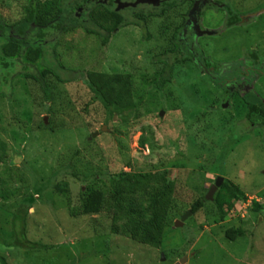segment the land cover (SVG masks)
<instances>
[{
	"label": "rangeland",
	"instance_id": "1",
	"mask_svg": "<svg viewBox=\"0 0 264 264\" xmlns=\"http://www.w3.org/2000/svg\"><path fill=\"white\" fill-rule=\"evenodd\" d=\"M28 3L0 0V19L17 23ZM196 3L192 19L191 0H176L173 11L142 26L129 22L104 45L81 30L62 36L56 54L68 83L50 75L5 82L0 66V90L9 94L0 95V140L8 146L0 163V257L7 264H160L161 255L167 263L264 264V209L253 208L264 204V129L244 125L241 101L252 92L264 104V0ZM226 4L241 19L235 26H227ZM57 6L58 0H39L38 10L50 20ZM182 22L184 32L172 44ZM173 50L188 67L169 68L161 55ZM252 52L255 60L246 57ZM88 71L130 75L136 107L124 127L117 116L104 125L107 97L88 91ZM166 71L171 81L158 90ZM41 84L52 90L49 100ZM102 127L114 135L101 134ZM164 171L174 183L172 205L182 210L205 197L217 177L246 199L219 224L211 223L208 206L179 227L174 223L182 216L172 217L164 253L111 233L108 196L98 215H81L78 199L90 177ZM231 228L245 236L227 241Z\"/></svg>",
	"mask_w": 264,
	"mask_h": 264
},
{
	"label": "trees",
	"instance_id": "2",
	"mask_svg": "<svg viewBox=\"0 0 264 264\" xmlns=\"http://www.w3.org/2000/svg\"><path fill=\"white\" fill-rule=\"evenodd\" d=\"M113 1L115 0H108V3H104L103 0H58L55 16L46 20L43 17L46 14L39 13V0H29L23 10V18L17 23L6 25L0 19V66L6 72V75H2V79L7 82L12 76L18 75L24 80L40 82L50 75L59 83H68L69 79L66 75L68 70L59 64V55L56 54L59 38L81 30L87 37L104 39L102 42L104 45L110 35L129 22L135 26H142L147 23L148 18H153L154 15L163 17L167 11H173L177 6L176 0H154L153 4L143 3L117 10ZM119 1L122 2V0ZM136 1L138 0H128L124 3L134 4ZM191 2L187 12L190 19L198 10L197 4L192 0ZM224 8L228 14L227 26H235L241 22L240 17L233 15L227 4ZM135 11L139 12V16L130 19V14ZM144 13L148 15L140 17ZM184 28L185 22L176 28L171 38L172 44L176 41L177 33L180 30L184 32ZM146 38L149 40L150 36ZM67 48L74 49L68 46ZM182 56L181 52L175 53L174 50L161 55L164 62H169V68L174 65L186 68L190 61ZM246 57L255 60L256 55L252 52ZM19 64L20 68L16 70ZM206 65L212 67L208 62ZM166 74H168L167 77L160 75L157 78L155 87L158 90H162L163 86L171 81L170 74L167 71ZM85 81L92 95H100L102 91L107 97V101L103 102L106 112L104 125L117 116L120 126L124 127L125 115L133 112L136 107L130 75L88 71ZM41 85L45 101L49 100L52 90L45 84ZM0 95L8 96L9 94L1 92ZM241 101L246 108L244 125L264 129V104L259 96L247 92L241 97ZM44 125L42 122V126ZM105 135L112 137L114 133L110 131ZM7 152V144L0 140V163ZM167 176L168 172L164 171L145 174L121 173L107 180L100 179L98 176L90 177L87 179L89 183L85 189L80 191L78 199L81 215H98L109 198L111 233L127 238L137 245L163 252L165 230L169 227L172 217L180 218L186 212H190V216L193 217L208 206L214 216L211 217V223L219 224L229 216L237 204H241L246 199L244 192L238 186L224 180L212 201H206L202 196L191 204L189 210L185 211L172 205L175 188L174 183ZM54 190L57 193L61 192L58 185L54 187ZM253 208L263 210L264 204L254 202ZM224 235L227 241L235 242L245 236V231L241 228H231L225 231ZM29 247L40 248L37 245ZM0 264H7L2 257H0Z\"/></svg>",
	"mask_w": 264,
	"mask_h": 264
},
{
	"label": "water",
	"instance_id": "3",
	"mask_svg": "<svg viewBox=\"0 0 264 264\" xmlns=\"http://www.w3.org/2000/svg\"><path fill=\"white\" fill-rule=\"evenodd\" d=\"M154 0H138L136 1L134 4H121L120 2H117L118 8L117 10L120 9H124L127 7H134L137 4H143V3H153ZM162 116V114H161ZM105 127H102V132L105 131ZM95 136V135H94ZM224 179L221 177H217L214 181V183L210 186L209 190L207 191L206 195H205V200L206 201H212L214 194L216 193V191L221 187V185L223 184ZM190 216V212H186L180 219L179 221L174 223V227H179L183 224V222L186 220L187 217ZM186 261V259H183L182 261H180L179 263H167L165 262V258L163 255H161V259H160V264H184V262Z\"/></svg>",
	"mask_w": 264,
	"mask_h": 264
},
{
	"label": "flooded vegetation",
	"instance_id": "4",
	"mask_svg": "<svg viewBox=\"0 0 264 264\" xmlns=\"http://www.w3.org/2000/svg\"><path fill=\"white\" fill-rule=\"evenodd\" d=\"M104 1V3H108V0H103ZM193 1V0H192ZM117 2H120L121 4H131V3H124L123 1L121 2V1H119V0H115V1H113V3H114V6H115V8L117 9L118 8V5H117ZM196 2H198V0L197 1H193V3H196ZM133 4V3H132ZM153 4V3H152ZM196 4H198V3H196ZM128 8V7H127ZM198 9V8H197ZM198 11V10H197ZM197 13H199V12H196V14ZM195 29V28H194Z\"/></svg>",
	"mask_w": 264,
	"mask_h": 264
}]
</instances>
